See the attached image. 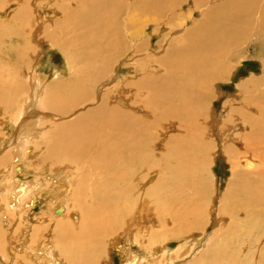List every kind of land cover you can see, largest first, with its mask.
<instances>
[{
  "label": "bare ground",
  "instance_id": "bare-ground-1",
  "mask_svg": "<svg viewBox=\"0 0 264 264\" xmlns=\"http://www.w3.org/2000/svg\"><path fill=\"white\" fill-rule=\"evenodd\" d=\"M33 1L26 0L16 19L26 21V9L42 17L47 9ZM181 1L56 0L66 17L64 25L57 21L64 37L41 23L33 30L65 55L70 73L64 84L58 70L53 82L37 78L40 61L27 65L31 44L23 38L16 46L12 39L19 74L28 77L26 85L11 86L5 108L17 115L6 139L9 164L30 156L52 166L48 178L58 192L45 193L60 215L53 218L58 246L32 250L35 262L25 256L27 264H98V249L120 254L122 264H264V0ZM190 1L194 11L183 14ZM160 26L177 36L154 58L150 42ZM249 46L260 58L246 57ZM130 55L126 68L133 75L122 78L116 66ZM249 57L260 59L262 74L238 85L218 114L213 101L224 96L220 84ZM98 83L105 85L92 91ZM220 151L232 177L218 194L206 171ZM15 181L12 201L0 211L21 214L39 201L42 182ZM24 222L31 231V221ZM6 238L0 236L4 248ZM173 240L181 243L175 250ZM23 245L16 257L29 250Z\"/></svg>",
  "mask_w": 264,
  "mask_h": 264
},
{
  "label": "rangeland",
  "instance_id": "rangeland-1",
  "mask_svg": "<svg viewBox=\"0 0 264 264\" xmlns=\"http://www.w3.org/2000/svg\"><path fill=\"white\" fill-rule=\"evenodd\" d=\"M34 1H35V3H34ZM34 1L32 2L33 6H38V7L43 6L47 10H44L45 13H43V11H41L43 13V14L41 13L42 17L37 19V16H35L34 14L31 13V11L29 12L26 9L25 11L28 12V15L25 16L26 21H21L20 19H16V18H17L19 11L21 10L20 9L21 7H23V8L28 7L26 0H0V84H2V82L6 83V85L4 87L5 89L3 88L0 90V99L4 105V107H3L1 102H0V161L1 162L3 161L2 164L0 165V172L5 170L4 173L3 172L0 173V174H2V175H0V194H1L0 199L3 198L2 200H0V205L8 206V204L11 203L12 199H11L9 192H11V189H13L17 185V182L15 181V177H16V179L17 178L20 179V181H29V182H32L33 184H36L38 182H42V184H44L43 188L41 190L37 191L39 201H37V203H35V205H33V206H28L26 208H23V212L21 214H17V212L14 210H10L8 213H5L4 210L0 211V228H1L0 229V236L5 237L6 240H7V238H6L7 236L11 237V239L9 238L10 244H8L9 241L7 243V246H9L8 248H7V246H6V248H4V245L0 242L2 244V247H3L2 249L5 250L4 251L1 249V251H3V252L0 251V258H1L0 264L5 263V261L8 264H10L11 262L13 264H27V258L31 262H35V258L32 255V250L37 249V248L40 249V248H42L43 244H46L48 242H49L48 244L51 243V244H53V246L54 245L58 246V242H59L58 231L54 232L55 222L53 221V218H58L60 215L55 214V211L49 207V198H48L49 195L46 194L50 191L56 192V193L58 192L55 189L57 186L53 184V182L50 180V178H48L53 173L52 168H51L52 166H39L34 161L35 159L34 158L32 159L30 156H25L26 159L10 166L12 161L10 160L11 156H8V155H10V154H8L9 152H7L9 150V148H8V145H6V143H7L6 139L8 140V138H10L9 136H10V129H11L10 125L12 122L11 120H12V118L17 117L16 112H14L12 110V106H10L8 109H5L7 106H9V105H7L8 100L13 98L12 93L10 91L11 86L14 84V82H20L21 80L25 81V85H26L27 84V77H28L25 74L20 76L19 69H18L19 64H20V60L17 61L16 56L13 54V52H14L13 47H15V45L17 46L18 42L20 40H23V38H24V41L28 40V42L31 44L32 52H29V53H31V58L28 57L27 65L29 67L30 66L32 67L34 62L40 61L39 63L42 67L38 71L37 70H34V71L36 72L35 76H37V78H39L40 80H42L44 82H48V83L53 82L50 79L54 77L53 75H54L55 70L56 71L58 70L60 73H63V75H60L62 77V78H60V82L64 84L65 81L68 79L69 73H70V71H68L66 57L62 53L61 49L53 46L51 44V40L49 38H47V39H45V41L41 42L40 41L41 38H39V35L36 32H34L35 30H33L35 27H38L41 23V24H44V26H46L48 28L47 29L48 31L56 32V34L54 36L64 37L62 30L58 28L60 23H61V25H64L66 23V21H64V19H66V17L61 12V9H59L60 3H56V0L55 1L54 0H38V1L34 0ZM187 1L188 0L181 1L180 5H182V2H187ZM192 2L193 1H190V2L185 4V7L182 9L183 14L194 11V8H193L194 3H192ZM28 4H29V0H28ZM71 7L73 10L76 9V6L74 3L71 4ZM188 9H190V10H188ZM187 10H188V12H187ZM199 16L201 17V13L196 12L194 14L193 20L194 19L196 21L199 20L200 19ZM45 18H49V19H52L53 21H55L57 24L56 25L57 28L53 26V21H50L48 19L44 20ZM57 21H59L60 23H58ZM164 23H166V22H164ZM191 23L192 22H190V24L187 26V28H189V26H190V28L193 26V23H192V25H191ZM37 24H39V25H37ZM29 28H31V30ZM156 28L159 29V31H158L159 33L155 34V36L151 39L150 52H151L153 57L156 56L154 58H159V57L164 55L165 50H166L167 46L169 45L170 39L175 38L177 36V34H176L177 32L174 34V32H172L171 30L164 29L163 26L156 27ZM28 29H29V31H27ZM150 30L148 31L149 33L153 31L152 29H150ZM24 32H25V34H24ZM59 32H60V34H59ZM17 33H19V35ZM51 35L52 34H50L49 36H51ZM12 39L14 40L15 45H14V42H12ZM25 50H27V48H25L22 51H25ZM152 51H153V53H152ZM248 51L249 52L247 53L246 57L251 53L254 56H257L258 58H260L258 55V54H260L258 48H255L254 46H249ZM17 53H20V51H17ZM154 53H156V54H154ZM122 57H124V56H122ZM132 57L133 56L130 55V56H126V57L122 58L121 62L116 66V69L118 68L117 72L119 73V76H121L122 78H124L125 76L131 77L133 75L132 69L126 68L131 64L132 61H130V59H132ZM251 58L252 57H249L247 59H242L243 61L240 60L239 63L240 62L241 63L234 67L229 82L225 81L224 83L220 84V88L218 91H219V93L221 92V96H223V95L224 96L220 97L217 101H215V100L213 101V104L215 105V110L217 111L218 114L223 113L224 103L226 102V100L228 98H231V97L234 98L238 94V89H237L238 85H241V83L243 81H246L247 79L251 78V76H253V75L259 76L262 74V66H261L260 59H257L256 57L255 58L253 57V59H251ZM41 62H42V64H44V66L41 64ZM53 67H56V68L53 69ZM115 73H116V70H115ZM150 74H151V72H150ZM108 81H109V79L105 83H107ZM103 85H105V84L98 83L96 86H93L92 91L95 90V88H96L97 92H98L99 89ZM104 89H109V87L104 86ZM20 92H22V91H20ZM213 92L216 93V91H213ZM102 93L103 92H101L100 95H102ZM222 93H224V94H222ZM20 100H21V98H19V101ZM95 101L96 100H94V102ZM83 104H89V103L85 102ZM236 122L239 123L238 120H236ZM5 123H6V125H5ZM7 124H9V125H7ZM33 151L37 152L35 148H33ZM4 160H6V161H4ZM240 165L242 166L243 163H241ZM53 167H57V166H53ZM206 173L208 175V178L209 177L211 179L213 178V181L215 182L214 183L215 185L213 184V186L218 187V194L221 192L223 193L226 190V188H228V183L232 177V166L230 163H228L227 158L225 157L223 152L220 151L217 154V158H216L214 164H212L211 166L209 165V168L207 167ZM6 175H7V177H6ZM155 177H156V175L154 176V179H155ZM2 178H3V180H1ZM157 180H159L158 176H157ZM4 183H6V184H4ZM150 183H152V181L147 182V184H149V185H150ZM51 184H52V186H51ZM46 190L48 192L45 193ZM144 191H145L144 189L141 190V192H144ZM7 202H9V203H7ZM69 213H70V209H69ZM69 213H67V214L70 216ZM73 213H75V212H71V216L69 217V219H71V217L74 215ZM64 215H65V213H64ZM25 218L28 221L30 220L32 223L31 231L30 230L27 231L25 228V225H26L24 222ZM32 219L33 220L35 219V221H33ZM38 223H40V224H38ZM41 225L44 227H40ZM33 228H34V230H33ZM40 229H42L43 231ZM37 230H40V231L38 234H35L37 237L35 236L36 238H34L33 244H31V242H29L30 238H31L30 236L32 235V233L34 234V232H36ZM213 231H214V227L211 226L208 234H211ZM39 234H41L43 236H41ZM52 237H54V239L56 238L58 241L55 239V242L54 241L51 242ZM39 240H41V243ZM42 240H44V241H42ZM25 241L27 243H29V245L26 246L29 248V250L27 249V250L23 251V253L19 254V256L22 255L21 257H16L17 249L21 250L22 247H25L23 245ZM173 241H171L169 246L173 250H175L177 247H179L181 245V243L179 241H175V240H173ZM188 241H189V243H191L190 242L191 240H188ZM21 244L23 246H21ZM39 244H40V247H39ZM11 247H13V248H11ZM15 247H16V249H15ZM111 247H112L111 244H109L107 242V249H109V251H110V249L112 251L113 248H111ZM64 250H66V247L64 248ZM135 250H139V247H135ZM57 252H59V251L57 250ZM101 252H102L101 249H98L97 255H99V258H100V261L98 262V264H122L123 263V261H122L123 257L120 254L114 253L113 251L110 254V252L105 251L104 253H106V254L101 255ZM73 253H74V255L78 254L79 256L83 257V252L80 250H77V251L74 250ZM24 254H26V255H24ZM116 254H117V256H116ZM4 256H5V258H4Z\"/></svg>",
  "mask_w": 264,
  "mask_h": 264
}]
</instances>
